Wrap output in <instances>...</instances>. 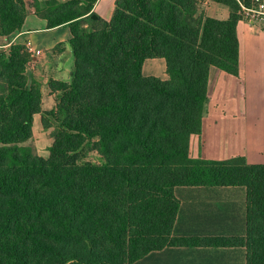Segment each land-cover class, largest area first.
Here are the masks:
<instances>
[{
  "label": "trees",
  "instance_id": "obj_1",
  "mask_svg": "<svg viewBox=\"0 0 264 264\" xmlns=\"http://www.w3.org/2000/svg\"><path fill=\"white\" fill-rule=\"evenodd\" d=\"M96 0H33L46 27L67 25L68 82L49 79L53 109L28 83L23 44L0 49V264H134L164 246H243L245 264H264V163L243 156H189L209 101L211 67L237 75L239 2L205 16L203 0H116L109 19ZM25 0H0V38L22 29ZM165 61L166 79L144 75ZM52 142L39 156L32 118ZM90 152L98 161L87 158ZM242 186L245 233L171 236L177 186Z\"/></svg>",
  "mask_w": 264,
  "mask_h": 264
},
{
  "label": "crops",
  "instance_id": "obj_2",
  "mask_svg": "<svg viewBox=\"0 0 264 264\" xmlns=\"http://www.w3.org/2000/svg\"><path fill=\"white\" fill-rule=\"evenodd\" d=\"M25 1L27 13L21 31L10 41L0 38V49L7 50L11 43L25 46L27 42L30 43L32 52H29L25 74L28 83L40 84L41 109L50 110L54 108L57 97L49 90L48 80L68 82L71 78L73 54L69 44L70 32L66 24L47 28L45 19L34 14L30 3L33 0ZM115 1L96 0L92 10L101 18L109 19ZM200 11L205 16L219 19H226L229 15L226 6L210 0L202 1ZM236 33L238 74L231 75L211 67L207 112L202 118L201 132L190 136L189 156L205 158V147L211 145L212 152L219 156L213 160L243 156L247 163H264V25L257 21L241 19L237 22ZM35 50H39V53L35 54ZM43 130L41 114L35 113L32 118V133L37 140L40 139L35 145L39 154L42 153L39 150L41 134L49 133ZM51 142L50 137L47 145ZM237 187L242 186L175 187L173 192L178 200V210L171 236L205 239L243 236L245 189ZM236 195L244 198L243 220L240 224L237 221L238 225L235 219L238 220L236 214H241V210H236ZM134 264H245V248L209 245L164 246L149 252Z\"/></svg>",
  "mask_w": 264,
  "mask_h": 264
},
{
  "label": "rangeland",
  "instance_id": "obj_3",
  "mask_svg": "<svg viewBox=\"0 0 264 264\" xmlns=\"http://www.w3.org/2000/svg\"><path fill=\"white\" fill-rule=\"evenodd\" d=\"M143 65H144L143 66L144 67V69H143V74L144 75H153V76H157V77H160V78H162V77L167 78L168 77V75H167V73L165 71V61H164V59H161V58L146 59V60H144ZM221 106H222V104H221ZM229 109H230V106H229ZM238 115H240V114H238ZM43 131H45V130H43ZM41 135H42V139H41L39 150L42 151V153H40L41 155L39 153H37V151H36V153L39 156H42V155L46 156V155H48V148H47L48 145L47 144H48V140L50 139L51 136H50V133H48V134H46V133L44 134L43 133ZM39 140H37V138H35L33 136V138L30 141V144H32L34 146V148L36 149L35 145L37 144V142ZM198 155H200V154H197V156ZM203 157L209 158V159H216V157H219V156L212 152L211 145H209L208 147H205V152L203 154ZM87 158L90 159V160H93V161H98L97 154L94 153V152H90L88 154ZM237 188L238 189H242V187H237ZM235 198H236V203H234V204H235L236 210H238L239 208L241 210V214H236L239 217L238 220H237V218L235 220H236V224H237V221H238V224H240L242 222V220H243V217H242L243 214L242 213H243V210H244V204H243L244 198L241 199L237 195H236ZM240 227H241V225H240Z\"/></svg>",
  "mask_w": 264,
  "mask_h": 264
},
{
  "label": "built area",
  "instance_id": "obj_4",
  "mask_svg": "<svg viewBox=\"0 0 264 264\" xmlns=\"http://www.w3.org/2000/svg\"><path fill=\"white\" fill-rule=\"evenodd\" d=\"M242 18L252 22L257 21L264 25V0H251L250 4H244L239 2ZM28 53L32 52L30 43H26ZM35 54L39 53V50L34 51Z\"/></svg>",
  "mask_w": 264,
  "mask_h": 264
}]
</instances>
